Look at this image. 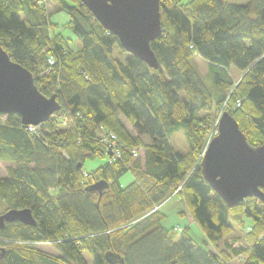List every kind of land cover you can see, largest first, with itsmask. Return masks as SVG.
<instances>
[{"label": "trees", "instance_id": "16d2710c", "mask_svg": "<svg viewBox=\"0 0 264 264\" xmlns=\"http://www.w3.org/2000/svg\"><path fill=\"white\" fill-rule=\"evenodd\" d=\"M47 1L70 15L74 40L51 24ZM159 6L154 70L127 54L81 0H0V47L61 107L33 132L18 115L0 114V164L7 166L0 215L27 209L36 221L0 229V264H264V205L248 198L228 208L200 170L224 112L250 146L264 145V0ZM179 134L185 153L172 144ZM110 135L120 152L114 160L102 144ZM96 156L106 162L83 171ZM128 172L134 180L123 185ZM100 181V194L90 190ZM179 188V215L191 218L201 244L189 227H163L166 215L153 211Z\"/></svg>", "mask_w": 264, "mask_h": 264}, {"label": "water", "instance_id": "95a60500", "mask_svg": "<svg viewBox=\"0 0 264 264\" xmlns=\"http://www.w3.org/2000/svg\"><path fill=\"white\" fill-rule=\"evenodd\" d=\"M96 21L112 34L121 48L151 69L158 62L150 44L162 34L160 0H81ZM55 96H43L33 75L11 61L0 47V114L18 115L24 126L47 122L60 110ZM200 160L204 180L233 208L248 198L264 205V145L250 146L237 122L228 112L222 113ZM100 181L90 190L101 193ZM35 226L30 210H9L0 215V229L6 223Z\"/></svg>", "mask_w": 264, "mask_h": 264}, {"label": "rangeland", "instance_id": "374dc122", "mask_svg": "<svg viewBox=\"0 0 264 264\" xmlns=\"http://www.w3.org/2000/svg\"><path fill=\"white\" fill-rule=\"evenodd\" d=\"M227 1L233 2V3L234 2L244 3L246 0H244V2H243V0H227ZM47 7H48L49 13H51V19H50L51 24L53 26H55L57 31L60 32L64 38L74 40V35L70 31L69 27L67 26V23L71 19L70 15L66 12L54 11L56 7L54 6V4H51L50 2L47 3ZM73 16H74V13H73ZM194 65H195L196 70L198 71V73L202 77H204V78L208 77V67H207V64L203 60L196 57L194 59ZM230 74L234 78V80H236L240 77V74L235 72L233 68H231ZM204 82L207 85V87H209L210 80L206 79V80H204ZM212 136H213V134H212ZM144 141L147 143V139H145ZM172 144H173L174 148L176 149V151H178L180 153H185L187 151V147L185 145L184 138L180 134L173 137V143ZM139 159L143 160V151H141ZM105 162H106L105 159H102L98 156H96L92 159H87V160H85V162L83 164V171L88 172V173H93L98 167L103 165ZM6 167H7L6 165L0 164V177H4L6 175ZM133 180H134L133 174L128 172L121 178V183L123 185H128ZM56 192L57 191H53V192H51V194H55ZM163 204H164V205H162L163 207L161 206L162 207L161 211L166 215V218L162 222V226L166 227V228L174 227L177 230H178V228L183 229L185 227H189L190 234H191L192 238L197 243L201 244V233L198 230V228L194 225V223H192L193 221H191V218L190 217L183 218L179 215V212L182 211L184 209V207H183V204H182L180 198L178 196H176V193L173 192L165 200V202ZM240 236H241V234H240ZM229 238H230L229 239L230 241L235 240V238L234 239H232V237H229ZM234 243H236V240L234 241ZM36 248L40 249L43 252L49 253L51 255L56 254V253H54L53 249L51 247H49L48 245L39 244V245H37ZM233 264H237V262H233Z\"/></svg>", "mask_w": 264, "mask_h": 264}, {"label": "built area", "instance_id": "2783aa9c", "mask_svg": "<svg viewBox=\"0 0 264 264\" xmlns=\"http://www.w3.org/2000/svg\"><path fill=\"white\" fill-rule=\"evenodd\" d=\"M48 62H49V64H52V61H51V60H49ZM33 130H34V129H33L32 126H29V127H28V131L33 132ZM210 139H211V138H210ZM210 139H209V140H210ZM102 144H103V146H104L105 149L108 148V150L110 151V153H111V155L109 156V159H110V160H114L116 157L118 158V157L120 156V152H119V150L117 149V143H116V137H115V136L110 135V136H109V139H108V140L105 139V140L102 142ZM133 156H134V157H137V154L134 153ZM178 191H179V189H178L177 191H175V193H177ZM164 202H165V201H164ZM164 202H163V203H164ZM163 203H162L160 206L155 207L153 211L159 210V208H160L162 205H164Z\"/></svg>", "mask_w": 264, "mask_h": 264}, {"label": "bare ground", "instance_id": "6f19581e", "mask_svg": "<svg viewBox=\"0 0 264 264\" xmlns=\"http://www.w3.org/2000/svg\"><path fill=\"white\" fill-rule=\"evenodd\" d=\"M33 129L35 130L36 128H35V127H33ZM34 130H33V131H34ZM179 190H180V188H179Z\"/></svg>", "mask_w": 264, "mask_h": 264}, {"label": "crops", "instance_id": "0c3cea01", "mask_svg": "<svg viewBox=\"0 0 264 264\" xmlns=\"http://www.w3.org/2000/svg\"><path fill=\"white\" fill-rule=\"evenodd\" d=\"M4 165V164H3ZM163 207V206H162ZM162 207H161V209H162ZM192 221V220H191ZM193 223V222H192Z\"/></svg>", "mask_w": 264, "mask_h": 264}]
</instances>
